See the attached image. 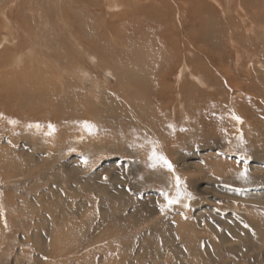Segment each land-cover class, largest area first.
<instances>
[{
    "label": "rangeland",
    "instance_id": "obj_1",
    "mask_svg": "<svg viewBox=\"0 0 264 264\" xmlns=\"http://www.w3.org/2000/svg\"><path fill=\"white\" fill-rule=\"evenodd\" d=\"M0 64V264H264V0H0Z\"/></svg>",
    "mask_w": 264,
    "mask_h": 264
},
{
    "label": "bare ground",
    "instance_id": "obj_2",
    "mask_svg": "<svg viewBox=\"0 0 264 264\" xmlns=\"http://www.w3.org/2000/svg\"><path fill=\"white\" fill-rule=\"evenodd\" d=\"M115 2V1H114ZM107 3V2H106ZM107 4H109V3H107ZM115 6V5H114ZM107 7V6H106ZM7 9V8H6ZM5 9V10H6ZM63 10V9H62ZM91 10V9H90ZM11 11V10H10ZM10 11H2V17L4 18H2L3 20H4V24H6V29L7 30H5L7 33H8V40H9V42H12V41H14L15 40V35H17V34H19V31H15L16 29V27H14V24H12V21H10V17H9V14H10ZM15 10L13 9V12H14ZM89 11V10H88ZM12 13V12H11ZM64 14V13H63ZM71 14H73V13H71ZM61 15V14H60ZM65 15V14H64ZM77 15V14H76ZM71 16V15H70ZM69 16V17H70ZM68 17V18H69ZM65 18V17H64ZM66 27V26H65ZM22 28V27H21ZM5 29V28H4ZM12 29H15V30H12ZM63 30V29H62ZM65 30V29H64ZM55 38V37H54ZM59 39V38H58ZM75 41V40H74ZM57 42V41H56ZM76 42V41H75ZM60 43V42H59ZM16 44H17V42H14L13 43V47H15L16 46ZM103 45V44H102ZM80 46V45H79ZM22 48L23 47H20L19 48V50H20V53H21V50H22ZM76 48H77V46H76ZM59 49V48H58ZM79 49H81V48H79ZM92 50V49H91ZM56 51V50H55ZM86 51V50H85ZM100 51H102V50H100ZM19 53V54H20ZM33 53V52H32ZM31 53V51H28V52H25L24 54H21V55H18V56H16V57H14L15 56V54H13L12 56H11V58L10 59H8V61H7V63H9V67H11L12 65H14L15 64V62L18 64L17 66H19V68L20 69H22V67L25 65V63H26V61L25 60H27L26 59V56H28L29 57V62H34L33 61V59H32V56H33V54ZM88 54V53H87ZM11 55V54H10ZM24 55H26V56H24ZM60 55V54H59ZM85 55V54H84ZM104 55V54H103ZM81 56H83V55H81ZM70 57V56H69ZM96 56L94 55V58H95ZM102 57V56H101ZM104 57V56H103ZM98 58V57H97ZM100 58V57H99ZM66 59V58H65ZM70 59V58H69ZM93 59V58H92ZM104 59V58H103ZM94 60V59H93ZM143 60V59H142ZM52 61V60H51ZM65 61V60H64ZM55 62V61H54ZM92 63V62H91ZM1 65V64H0ZM65 65V64H64ZM75 66V65H74ZM89 66V65H88ZM27 68V67H26ZM30 68V67H29ZM80 68V67H79ZM7 69V68H6ZM31 69H33V68H31ZM15 70V69H14ZM71 70V69H70ZM22 71V70H21ZM34 71V70H33ZM83 71V70H82ZM25 72L26 71H24V74H25ZM79 72V71H78ZM81 72V71H80ZM86 72H88V70L86 71ZM23 73V72H22ZM29 73V72H28ZM76 73V72H75ZM197 73V72H196ZM27 74V73H26ZM72 74V73H71ZM90 74V73H89ZM193 74H195V73H193ZM85 75V74H84ZM196 75V74H195ZM79 76V75H78ZM87 76V75H86ZM26 78H30V79H32L31 81H32V84H35V85H37L36 83H38V84H40V83H42L41 82V80H42V78H40V79H34V78H32L31 76H27ZM83 78V77H82ZM48 79V78H47ZM87 79V78H86ZM197 79L198 80H200V76H198L197 77ZM51 81H52V79H50ZM50 80H48V81H50ZM77 80V79H76ZM90 80V79H89ZM203 80V79H202ZM67 81V80H66ZM85 81V80H84ZM30 82V81H29ZM28 82V83H29ZM47 82V81H46ZM80 82V81H79ZM86 82V81H85ZM27 83V84H28ZM69 83V82H68ZM104 83V82H103ZM46 84V83H45ZM49 84H50V82H49ZM106 84V83H105ZM42 85V84H41ZM44 85V84H43ZM55 85H56V83H55ZM64 85V84H63ZM70 87V86H69ZM57 89H60V88H57ZM65 89H67V88H65ZM71 89H73V88H71ZM98 89V88H97ZM74 91V90H73ZM57 92V91H56ZM95 93V92H94ZM123 93V92H122ZM49 95V94H48ZM90 95V94H89ZM105 95V94H104ZM126 95H128V94H126ZM106 96V95H105ZM104 96V97H105ZM94 97V96H93ZM73 98V97H72ZM91 98V97H90ZM74 100V99H73ZM92 102V101H91ZM86 112V111H85ZM87 113V112H86ZM91 113H92V111H91Z\"/></svg>",
    "mask_w": 264,
    "mask_h": 264
},
{
    "label": "snow or ice",
    "instance_id": "obj_3",
    "mask_svg": "<svg viewBox=\"0 0 264 264\" xmlns=\"http://www.w3.org/2000/svg\"><path fill=\"white\" fill-rule=\"evenodd\" d=\"M236 120H237V122H239V117H234ZM51 127V126H50ZM152 158H154V159H157V160H159V161H161L166 167H168L169 169H171L172 168V165L163 157V156H159V157H156L155 156V154H153V157ZM165 199H167V197H165ZM175 201H173V200H168V203L169 204H172V203H174ZM162 211H163V208L161 209Z\"/></svg>",
    "mask_w": 264,
    "mask_h": 264
}]
</instances>
